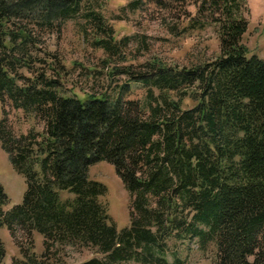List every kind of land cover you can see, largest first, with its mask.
Masks as SVG:
<instances>
[{"label":"trees","instance_id":"obj_1","mask_svg":"<svg viewBox=\"0 0 264 264\" xmlns=\"http://www.w3.org/2000/svg\"><path fill=\"white\" fill-rule=\"evenodd\" d=\"M88 2L0 0V147L25 182L9 210L0 184V229L17 245L18 232L37 233L44 248L41 258L19 248L12 264H44L65 246L103 256L79 264H183L165 253L170 241L190 239L213 243L215 264H264V61L246 57L244 0L197 4L189 27L214 26L219 56L191 67L146 64L134 78L146 87L143 104L119 93L66 96L55 67L33 72L43 35L81 15L100 36L94 46L115 54L112 28ZM184 99L195 105L182 109ZM7 103L40 119L43 132L16 135ZM100 161L129 194L121 231L99 200L105 186L88 176ZM58 191L73 198L62 201ZM5 254L0 241V264Z\"/></svg>","mask_w":264,"mask_h":264},{"label":"rangeland","instance_id":"obj_2","mask_svg":"<svg viewBox=\"0 0 264 264\" xmlns=\"http://www.w3.org/2000/svg\"><path fill=\"white\" fill-rule=\"evenodd\" d=\"M201 0H89L87 9L98 10L104 22L113 30L117 43L115 54H107L94 46L100 36L92 25L81 17L66 21L59 31L43 35L42 44L35 52L33 72L56 69L61 74L62 93L85 99L89 95L114 98L118 93L127 100L145 102L146 87L134 78L144 72V66L161 62L169 67H191L211 62L219 56V40L214 26L191 29L190 21L197 17ZM246 32L243 44L246 57L256 56L264 61V0H244ZM137 8V9H134ZM24 75L27 72L23 70ZM48 76L54 77L51 72ZM156 94V93H155ZM176 100V97L171 94ZM195 103L184 99L182 109ZM8 121L16 135L29 130L42 133L43 122L33 117L24 118L20 110L7 103ZM0 103V120L2 119ZM90 180L101 183L106 193L99 198L107 206L108 215L117 231L129 227L130 198L112 165L100 161L89 167ZM0 184L9 201L5 210L22 202L24 178L17 174L0 147ZM60 200L72 199L66 191H58ZM42 237L37 233L27 237L17 233L18 245L5 227L0 229V241L6 254L2 264L21 260L19 248L41 258L44 253ZM216 248L213 243L201 248L197 239L170 241L165 258L175 257L183 264H215ZM103 256L92 248L76 246L55 247L42 260L44 264H79ZM134 264V263H131Z\"/></svg>","mask_w":264,"mask_h":264}]
</instances>
